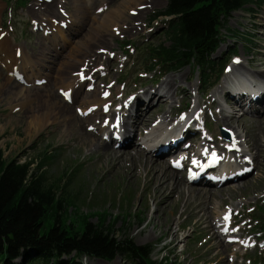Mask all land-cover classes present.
Masks as SVG:
<instances>
[{
    "label": "rangeland",
    "instance_id": "rangeland-1",
    "mask_svg": "<svg viewBox=\"0 0 264 264\" xmlns=\"http://www.w3.org/2000/svg\"><path fill=\"white\" fill-rule=\"evenodd\" d=\"M52 1L12 0L9 3L0 0L2 3L0 11L1 30L7 33L10 41L14 44L27 47L29 43L39 41L52 49L53 45L49 41L52 37L49 33L51 28L48 31L49 34L46 35L45 22L41 18H35L27 14V8L32 2L43 4ZM90 1L93 3V8L86 14L85 22L80 30L74 31L75 24L69 26L67 23L61 24L58 18L51 22L53 23L52 28L56 40L62 47L57 51L52 49L50 55L52 58L48 59L50 56H47L43 67L38 65L37 69L32 70L31 67L26 66L25 71L20 75L19 72L8 73L7 69L0 65L1 74L10 75L11 79H15L20 84V87L33 88L34 85L38 87L37 93L30 92L26 97L23 90L15 89L13 94H7L4 90L5 87L0 90V148L3 150V156L6 160H10L19 158L18 154H20V161L32 159L34 161L32 168H35L41 157L45 155L44 171L47 182L59 186L64 182L66 185L64 193L69 194L73 205L68 206L67 204L66 213L68 214L67 218H69L68 222L75 224L73 227L79 225V218L75 216L87 214L91 222L105 221L106 224L111 225L110 230L116 237L127 235L132 237L138 244L153 245L151 257L162 264H200L202 262L219 264L218 259H220V256H215L207 251L209 244L205 242L206 233L204 230L206 225L197 222V217L184 205V200L176 198L167 207L158 209L161 196L159 194L155 195L154 189L151 186L148 187L146 171L138 164L139 161L133 162L134 168L123 169L125 166L123 165L119 171L110 174L107 171L110 166L109 160L97 159L92 146L75 142L74 135L66 131V117L57 111V105H52V101L47 96L49 93L44 91L42 87L47 84L45 80H50L49 88L56 90L60 83L58 79L59 68L66 61L70 62L73 59L77 45L88 41L90 25L98 23L100 33L108 41V45L104 49L107 58L105 57V65L103 67L99 65L96 68L99 71L93 76H91V73L85 75L86 72H81L77 67L72 66L73 68L70 69L67 82H72L78 71L79 78L83 81L81 92L76 100L71 103L75 114L78 116L90 114L89 109H84V105L80 102V96L85 90H93L94 87H99L98 94L113 101L110 105H104L117 111L120 106L129 100L134 91L137 90L138 92V90H142V87L148 86L149 83H144L145 79L151 78V84L158 83L180 70L189 69L191 72L184 84L194 83L195 86L187 108L180 104L179 100L183 94L179 93L174 97L171 106L170 103H167L161 113L154 115L150 127L155 126L161 116L168 113H171L174 118H183L185 115L192 113L191 109L196 107V102H199L201 108L203 107L201 109L203 114L198 116L196 126L199 127V130L195 134L207 135L209 147L221 152L218 148L222 145L220 140L223 139L219 131L222 123L216 122L219 118L217 112L219 106H223L225 110L233 112L238 119L243 120L244 125L240 128L242 134L247 130L252 134L257 133L256 127L251 123L249 112L240 108L228 95L214 94V92L222 83L227 75L228 68L233 62L243 61L244 65H248L249 62L253 61L257 63L255 60V56L258 54L257 47L264 44V5L253 7L252 10L235 11L231 14L227 23V28L230 30L224 32L220 45L213 55L214 58L221 57L219 61L228 59L227 67L222 71L221 77L215 85L209 87L208 84L202 83L198 72L191 65L167 73L160 68L148 73L149 67L153 64L149 54L150 47L166 42L164 34L166 21L157 14L166 7L167 0L163 5L142 3L140 9L143 13L136 20L130 21L126 16H122L125 25L129 27L131 23L135 27L131 31L115 30L110 26L108 29L101 28L102 16L122 0ZM74 8L75 6L71 0H60L56 11L60 16L75 19ZM136 12L135 9L128 11V14L137 16ZM60 31L62 32L60 33ZM98 51L103 53L100 48H98ZM37 58H40V56L37 55ZM75 60L76 58L72 61ZM105 67H110L112 70L108 81H102L103 76L107 73ZM36 70L39 72L34 73ZM214 75H216V72L211 75V80H214ZM116 80L117 83H115ZM103 89L104 91H101ZM108 89H111V94L107 91ZM56 94L60 100L67 101L70 99V95H63L61 91L56 90ZM212 95L219 105L209 104ZM60 100L54 99V102ZM155 102L156 99L152 101L154 104ZM98 109H101L100 103ZM104 113L106 114L107 111L104 110ZM110 118V116H103L101 123H108ZM150 127L147 129L149 130ZM88 129L87 131H89ZM112 135L118 136L116 133ZM145 137L139 135L135 141L136 145H145L142 143ZM259 137L262 139V150L264 152V134L259 133ZM213 138L217 141H214ZM169 139V144H171L177 138ZM197 139L195 142L196 147L192 151L194 153L201 149V146L198 148V145L203 142L199 137ZM188 141L189 139L183 140L182 145L187 146ZM206 146L208 145L203 147ZM176 150H179V148ZM140 153L150 154L143 148ZM244 159H246L245 156ZM126 165H130V162H127ZM175 167L177 175L181 176L183 180L184 187L204 185L203 183H193L191 181L192 176L187 175L189 167L183 169L179 164H175ZM260 169L261 177L259 180L255 181L254 173L251 175L252 170L249 173V176H251H248V180L243 177L232 181L231 186L236 184V181L240 185L244 181L247 182L244 186L239 187L237 191L232 192L231 197H228L225 193L222 194L224 198L220 205L221 211L232 208L229 215V220L233 225L232 229L239 233L242 239L247 240L243 243L233 242L231 249L237 251L236 256H232L231 252L223 254L228 261L234 259V264H264V232L260 230L261 224H256V221L253 220L264 218V165ZM130 171L134 172L131 179L128 175ZM185 175L187 176L186 180ZM228 175L232 174L224 173L223 177ZM209 176L210 174L207 176L208 181ZM221 186L223 185L220 182L207 184V187L216 191ZM207 196L202 197L203 201H209L212 205L219 202L220 195L218 193H215L209 199H207ZM213 211L214 209L211 210L212 213L209 219L214 217ZM173 232H175L174 236ZM152 233L153 235H151ZM258 251L261 252L260 255ZM214 256L215 258H212ZM82 263L127 264L121 256H117L112 261L84 258Z\"/></svg>",
    "mask_w": 264,
    "mask_h": 264
},
{
    "label": "bare ground",
    "instance_id": "bare-ground-1",
    "mask_svg": "<svg viewBox=\"0 0 264 264\" xmlns=\"http://www.w3.org/2000/svg\"><path fill=\"white\" fill-rule=\"evenodd\" d=\"M71 1L75 6V19L58 15L56 8L60 0H53L51 3L43 4L32 2L27 8L28 15L41 18L45 22V34H51L52 37L49 41L53 45L52 49L54 51H57L62 46L56 40L52 28L53 23L51 22L58 18L61 24L67 23L68 26L75 24L76 28L74 31H77L83 27L86 14L93 8V3L89 2V0ZM165 2L166 0H122L102 16L103 23L101 28L108 29L110 26L115 30L123 29L131 31L135 27L131 23L129 27L125 25L122 16H126L127 19L133 21L143 13L140 9L142 3L147 5H163ZM1 7L2 3L0 2V11ZM135 9L137 10V16L128 14V11ZM50 28L51 32L48 33ZM89 34L87 42L76 46L75 56L73 57L76 60L73 62V59L70 60L69 58L70 62L66 61L59 68L58 79L60 83L56 90L61 91L63 95H70V99L67 101L60 100L56 94V90L54 91L52 88H49L51 84L50 80H45L47 84L42 87L44 91L49 93L47 96L52 101V105H57V111L66 117V131L74 135L75 142L92 146L93 151L96 152L97 159L109 160L110 166L107 171L110 174L119 171L123 165H125L123 169L134 168L133 162L139 161L138 164L146 171L148 187L151 186L154 189L155 195L159 194L161 196L158 202V209L167 207L176 198L179 200L183 199L184 205L197 217V222L206 225L204 230L206 233L205 242L209 244L207 251L213 253L215 256H220V259H218L219 264H234V259L228 261L227 257L223 256V254L231 252L232 256H236L237 251L231 249L233 242L243 243L247 240L242 239L239 233H236L233 229L230 230L231 227L227 232L223 231V228L230 223L229 215L232 208L230 207L221 211L220 205L224 198L223 193L231 197L232 192L237 191L239 187L244 186L247 182L244 181L240 185L236 181L237 183L231 186L232 181L243 177L246 178L245 180H248L253 173L255 181L261 177L259 171L264 165V152L259 133L264 134V67H262L264 66V44L257 47L258 54L255 56L257 63L253 61L249 62L248 65H244L243 61L233 62L228 68L227 75L224 77L222 83L214 92V94L228 95L240 108L249 112L251 123L256 127L257 133L252 134L247 130L242 134L240 128L244 125L243 120L238 119L233 112L225 110L223 106H219L217 111L219 118L216 122H221L222 126L229 132L228 139L220 140L222 145L218 148L221 150L219 152L215 148L209 147L207 135L201 136L195 134L199 130V127L196 126L198 116L203 114L201 110L203 107L201 108L199 102H196V107L191 109L192 113L185 115L183 118H174L171 113H168L167 115H162L155 126L150 127L154 115L161 113L167 103H170L171 106L174 102V97L179 93L183 94L179 100L180 104H183L187 108L195 86L194 83L189 85L184 84V81L189 78L191 72L189 69L180 70L158 83L151 84V78L145 79L144 83H149L148 86L142 87V90H138V92L137 90L136 92L134 91L129 100L125 102L126 106H120L117 111L109 107L106 114L102 109L103 105H110L113 101L100 96L98 94L99 87H94L93 90H85L80 96V102L84 105V109H89L90 114L87 116L76 115L71 103L76 100L78 94L81 92L83 81L80 80L78 71L76 78L72 82H67L70 69L77 67L81 72H86L85 75L91 73V76H93L99 71V69H96L99 65L101 67L105 65V57L107 58L104 49L107 47L108 41L100 33L98 23L90 25ZM63 40L65 41V38ZM98 48L102 49L103 53H100ZM52 49L39 41L29 43L27 47L14 44L10 41L7 33L2 31L0 27V65L7 69L8 73L19 72L21 75L25 71L26 66L31 67L32 70L37 69L38 65L43 67L44 61L47 59V56L51 55ZM37 55L40 58H37ZM72 56L73 54L70 57L72 58ZM51 58V56L48 57V59ZM105 70L107 73L103 76L102 81H108L111 76V68L105 67ZM38 72L36 70L34 73ZM39 78L42 80L40 76ZM115 83H117V80ZM2 87H5L4 90L7 94L15 93V89L23 90L25 97L30 92L37 93L38 89L35 85L33 88L27 86L22 88L15 79H11L10 75H2L0 72V90ZM101 91H104V89ZM107 91L111 94V89ZM54 99L60 101L54 102ZM154 99H156L155 104L152 103ZM210 99H212L209 103L210 105L218 104L213 95L212 97L210 96ZM99 103L101 104V109H98ZM103 116L111 117L108 123H101ZM116 117L117 121L115 123ZM149 127L150 129L148 130L147 128ZM114 133L118 135L117 138L112 135ZM139 135L146 136L142 142L145 145H136L135 141ZM198 137L203 142L198 145V148L201 146V149L194 153L192 151L196 147L195 142ZM169 138H177L179 140L177 147H171L168 141L170 140ZM186 139H189L188 145L183 146V140ZM163 145L167 146V151L159 152L158 147ZM205 145L208 146L203 147ZM230 145L234 146L233 151H229L228 147ZM142 148L150 152V154H141ZM177 148L179 150H176ZM174 150L176 151L173 153ZM177 156L180 158L178 164L183 169L201 167V178L198 183H203V186H183V180L181 176L177 175L175 167L177 160L173 159ZM210 156L213 157L212 160H209ZM193 159L198 160L199 164L197 166H194ZM127 162H130V165H126ZM239 169H247L241 177L235 173ZM252 170L253 172L249 176ZM224 173L232 174V179L227 180L223 177L221 181H217L223 185L217 191L207 187V184H211L207 180L208 174L220 178ZM128 175L131 179L134 176V172L130 171ZM186 177L185 175V180L187 179ZM215 193L220 195L219 202H215V205H212L209 201H203V196L208 195L207 199H209ZM210 209H214L215 215L209 219L212 213ZM226 217L227 219H225ZM166 231L168 230L166 229ZM174 235L175 232H173ZM215 256L212 258H215ZM200 264L212 263L202 262Z\"/></svg>",
    "mask_w": 264,
    "mask_h": 264
},
{
    "label": "trees",
    "instance_id": "trees-1",
    "mask_svg": "<svg viewBox=\"0 0 264 264\" xmlns=\"http://www.w3.org/2000/svg\"><path fill=\"white\" fill-rule=\"evenodd\" d=\"M263 5L264 0H167L157 14L166 21V42L150 47L153 64L148 73L191 65L203 84L214 86L227 65L228 59L213 55L230 30L229 17ZM18 155L6 160L0 148V264H83L84 258L112 261L117 256L127 264H162L151 257L153 245L138 244L127 235L116 237L105 221L94 223L81 214L73 227L66 213L67 204L73 206L64 193L66 185L47 182L45 155L35 168L32 159L20 162ZM253 220L264 232V218Z\"/></svg>",
    "mask_w": 264,
    "mask_h": 264
},
{
    "label": "water",
    "instance_id": "water-1",
    "mask_svg": "<svg viewBox=\"0 0 264 264\" xmlns=\"http://www.w3.org/2000/svg\"><path fill=\"white\" fill-rule=\"evenodd\" d=\"M219 130L221 132V135L225 138L228 139L229 135H228V130H226L224 127L220 126Z\"/></svg>",
    "mask_w": 264,
    "mask_h": 264
},
{
    "label": "snow or ice",
    "instance_id": "snow-or-ice-1",
    "mask_svg": "<svg viewBox=\"0 0 264 264\" xmlns=\"http://www.w3.org/2000/svg\"><path fill=\"white\" fill-rule=\"evenodd\" d=\"M225 219H227V217Z\"/></svg>",
    "mask_w": 264,
    "mask_h": 264
}]
</instances>
